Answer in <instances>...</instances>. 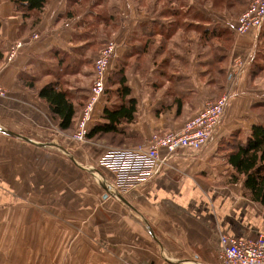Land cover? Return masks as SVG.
<instances>
[{
    "label": "crops",
    "instance_id": "crops-1",
    "mask_svg": "<svg viewBox=\"0 0 264 264\" xmlns=\"http://www.w3.org/2000/svg\"><path fill=\"white\" fill-rule=\"evenodd\" d=\"M251 1L231 9L233 16ZM70 4L48 0L33 27L16 11L14 0H0V83L9 93L0 99V264H220L221 234L236 239L264 234V207L251 201L241 181L230 182L234 171L223 145L234 136L244 139L261 121L254 107L264 97L254 78L263 71V55L256 59V49L264 26L240 35L238 17L221 21L213 16L230 10L193 0L182 10L193 8L209 21L185 19L167 30L165 21L156 24L139 9L143 15L126 26L120 5L118 26L108 32L101 26L95 33L116 42L110 74L123 69L137 101L136 120L122 127L126 148L145 144L153 134L179 132L208 102L230 96L202 151L178 149L143 182L120 176L115 166L101 161L109 149L125 147L73 143L22 81L23 75L34 78L40 89L70 78L64 89L76 106L85 103L99 54L88 47L82 23L92 0L71 19L66 17ZM194 28L230 33L225 75L214 61L221 41H208ZM18 43L22 47L9 61ZM107 96L94 109L92 128L113 103ZM77 160L86 172L95 169L99 186L79 177Z\"/></svg>",
    "mask_w": 264,
    "mask_h": 264
},
{
    "label": "trees",
    "instance_id": "trees-1",
    "mask_svg": "<svg viewBox=\"0 0 264 264\" xmlns=\"http://www.w3.org/2000/svg\"><path fill=\"white\" fill-rule=\"evenodd\" d=\"M90 0H71L70 9L66 13V17L71 19L80 13L85 8ZM118 1L120 0H92V4L88 11V18L92 17L93 20H84L86 28L97 31L100 27H105V31L115 28L120 23V8ZM154 6L164 3L165 6L176 5L175 8L170 10V18L174 21H166L167 17L163 12L162 16L154 17L156 24H161L165 21L163 28L167 29L171 26L175 27L183 20L189 21H209V17L205 14L192 10L182 12L183 2L182 0H153ZM198 4L209 3L213 8H224L228 10H237L246 5V0H194ZM138 7H145L147 0H135ZM48 0H14L16 11L20 13L24 19L29 20L30 24L34 27L40 21V16L45 12ZM77 5V6H76ZM78 5L82 6L81 9ZM156 8V7H155ZM192 11V12H191ZM82 12V11H81ZM244 12V11H243ZM242 12V13H243ZM241 13V14H242ZM165 17V20L162 19ZM103 18V19H102ZM164 29V30H165ZM196 29L202 36L208 41H221V50L217 53L214 59L215 63H218L220 73L226 74V70L223 68V63L226 59L227 52L230 48L232 37L230 33L225 29L217 28H204ZM164 30H161L163 33ZM172 33L173 31H168ZM87 34H85L86 36ZM97 36V34H96ZM260 35V39L264 41V38ZM108 37V36H106ZM95 41L88 47H93L92 50L100 52L110 41L111 38H105ZM262 41H260L261 44ZM224 45H228L224 47ZM86 46V45H85ZM259 53L263 54L262 51ZM62 62V60L60 61ZM264 67L261 66V69ZM218 69V67H217ZM254 77L256 75H253ZM24 85L37 92L38 97L46 103L50 109L51 117L56 122L58 128L62 132H74L76 129V114L79 109H83L85 103H81L80 106H76L71 95L64 89V85L60 80L50 82L40 89L36 88V79L28 76H22ZM110 86V87H109ZM107 101H110L114 97L115 101L112 105H106L100 118V122L96 124L88 134V140L91 142H104L107 145L125 147L127 141L124 140L125 134H123L122 127L134 123L137 116V101L131 98V89L128 85V79L123 69L119 72L111 73L108 77L106 86ZM260 106H264V103H260ZM258 105L254 107V110ZM81 107V108H80ZM261 114V113H260ZM264 116V115H263ZM260 123L251 127L249 133L245 135L244 139H240L238 136H234L229 141H226V159L228 164L233 168L234 174L232 175L230 182L238 183L242 182L247 196L252 202L260 204L264 207V117H259ZM126 142V143H125ZM124 144H127L124 146Z\"/></svg>",
    "mask_w": 264,
    "mask_h": 264
},
{
    "label": "built area",
    "instance_id": "built-area-1",
    "mask_svg": "<svg viewBox=\"0 0 264 264\" xmlns=\"http://www.w3.org/2000/svg\"><path fill=\"white\" fill-rule=\"evenodd\" d=\"M263 26L264 0H252L238 17L235 32L244 35L252 30L260 31ZM38 38V35L32 36L33 40ZM21 47L22 44L18 43L12 48L8 56L9 61L14 60ZM116 49V42L111 40L95 59L88 100L79 114L76 129L71 136L77 143L86 142L92 129L94 109L106 95ZM8 97V91L0 83V99ZM229 99V94H225L214 102H208L179 132L153 134L145 144L135 148H111L101 157V161L115 166L120 176H133L139 181H148L178 149L200 152L209 144L223 118ZM161 152L166 153L164 157L161 156ZM219 239L220 264H264V234L245 239L221 234Z\"/></svg>",
    "mask_w": 264,
    "mask_h": 264
},
{
    "label": "rangeland",
    "instance_id": "rangeland-1",
    "mask_svg": "<svg viewBox=\"0 0 264 264\" xmlns=\"http://www.w3.org/2000/svg\"><path fill=\"white\" fill-rule=\"evenodd\" d=\"M135 0H120V1H118V6H119V8H120V5H121V11H123V18H124V20H125V23H127L126 24V26H128V23H130L131 21H133L134 20V17H138V15L140 16H142L143 14H145L146 16H148V15H150V16H153V17H160V16H162L163 14V12L165 13L164 15L167 17V19H166V21H168V20H170V21H174L173 20V18L171 19L170 17V13H171V11L170 10H173V9H171V8H175L174 10H179V9H176V8H178V7H176V5H173V6H165L164 5V3H160L161 5H156V6H154L153 4H154V1L153 0H147V5H145V7H138V5L134 2ZM192 1L193 0H182V2H183V5L184 6H190V4L192 3ZM247 2H249L250 0H246ZM207 3H205V5H206ZM248 4V3H247ZM247 4L245 5V7L247 6ZM204 5V4H203ZM156 7V8H155ZM206 7H208V9H210L209 7L210 6H206ZM140 9V10H139ZM247 9V8H246ZM245 9V10H246ZM136 10H139V12H141V13H143V14H140L139 12H136ZM244 10V11H245ZM182 12L184 13L185 11L184 10H182ZM192 12V11H191ZM210 14V16L212 15L211 13H209ZM134 15V16H133ZM234 14L233 13H231V10L228 12V13H226V14H224V16H218V14H215V13H213V16L214 17H216V18H218V19H220L221 21H225V20H227V19H231V18H235V17H238V16H233ZM165 17H162V19L163 20H165L164 19ZM103 19V18H102ZM85 20H92V19H90V18H86ZM210 20V19H209ZM83 23V27H84V29H85V31H84V33L85 34H87L86 35V37H87V39L89 40V42H91V44H94V42L95 41H98L99 39H98V36L96 37V31L95 30H91V29H89V28H86V25L84 24V22H82ZM214 42H216V41H214ZM224 47H226V46H228V45H224V44H222ZM258 46V49H256V51L258 52V56L256 55V59H260V56H259V52L260 51H262V55H263V61L261 62L262 63V65L261 66H263L264 67V41H262L261 42V44L259 43V45H257ZM221 50H223V49H221ZM224 50L226 51V48H224ZM223 50V51H224ZM92 52V51H91ZM95 52V51H94ZM92 54H93V52H92ZM261 54V53H260ZM94 55V54H93ZM89 56L88 55H84L83 56V58H88ZM65 63H64V65H66V64H69V62H67V60H65L64 61ZM64 68V67H63ZM84 67H82V70H84L83 69ZM259 75L261 76V77H259ZM258 77H256V78H254V79H256V82H257V85H256V88H257V90H259V89H261V91L263 92V94H262V97H264V68H263V71L262 72H259L258 73V75H257ZM70 78H64L63 79V82H64V84H68V81H66V80H69ZM72 80V79H71ZM62 82V83H63ZM69 82H71L70 80H69ZM79 82V81H78ZM77 82V83H78ZM70 85H71V83H69ZM110 87V86H109ZM107 96V95H106ZM111 101L112 102H114L115 101V99H111ZM257 107H259V108H256V110H254V114H255V116H258V117H264L263 115H264V106H260L259 104H258V106ZM261 113V114H260ZM72 134H73V132H68V133H66L65 135H68V137L69 138H71V136H72ZM240 139H243V138H241V137H239ZM72 139V138H71ZM87 141H89L88 140V138H87V140H86V142ZM86 142H84V143H86ZM73 143H75V144H79V145H81V144H84V143H77V142H75V141H73ZM97 143H103L104 144V142H101V141H98ZM126 148V147H125ZM77 166H78V175H79V177L83 180V179H88V180H93V182H95L98 186H99V183H100V178H98L94 173H96L94 170H90V168H88V172H86L85 171V166L83 165V162H80L79 160H77ZM79 179V178H78Z\"/></svg>",
    "mask_w": 264,
    "mask_h": 264
}]
</instances>
